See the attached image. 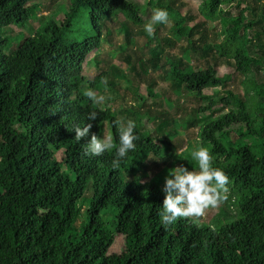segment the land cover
<instances>
[{"label": "trees", "instance_id": "16d2710c", "mask_svg": "<svg viewBox=\"0 0 264 264\" xmlns=\"http://www.w3.org/2000/svg\"><path fill=\"white\" fill-rule=\"evenodd\" d=\"M178 1L70 0L67 9H60V20L49 17L4 53L7 46H15L11 40L22 35L18 31L7 36V29H24L36 20L37 2L49 7L55 2L0 0V264H264V0H202L200 14L221 26L218 34L223 39L214 44L203 43L201 36L198 40L200 25L190 26V16L183 15ZM242 2L246 6L239 16L225 9ZM155 8L168 11L173 41L187 42L182 52L166 53L155 45L151 58L134 63L128 55L127 71L114 66L104 71L97 63L101 73L88 79L84 63L105 42V22L123 15L129 44L130 25L141 26ZM147 36L158 43V30ZM198 54L207 59L196 69L192 62ZM151 62L168 67L164 79L178 95L187 91L208 100V106L174 117L169 113L174 106L170 97H164L167 109L148 105L149 97H161L147 72ZM221 65L232 66L242 76L243 94L228 90L219 99L209 94L212 88H226L232 79L231 74L220 75ZM128 72L145 74L148 92L139 95L136 147L114 168V122L121 119L83 92L91 88L96 93L107 77L106 84L114 89L115 76ZM217 103L222 111L216 115ZM90 112L96 113L94 120L87 119ZM87 123L89 134L77 141L69 129ZM105 124L114 147L101 155H86L84 145L92 134L102 138ZM197 124L198 148H207L211 166L229 177L225 199L233 208L210 222L200 215L178 217L163 226L157 213L164 199V178L154 174L144 182L139 173L150 156L170 158L156 140L159 135L165 131L163 142L172 149L179 134L176 127ZM60 151L62 161L57 157ZM175 161L189 170L198 168L188 152ZM87 192L91 195L83 199ZM88 197L87 221L76 230L82 214L79 204L87 203Z\"/></svg>", "mask_w": 264, "mask_h": 264}, {"label": "rangeland", "instance_id": "374dc122", "mask_svg": "<svg viewBox=\"0 0 264 264\" xmlns=\"http://www.w3.org/2000/svg\"><path fill=\"white\" fill-rule=\"evenodd\" d=\"M137 1L143 4L146 0ZM54 2L55 3H52L50 7L47 5V3L42 4V2H37L36 10L33 13V18H35L37 12L38 16L36 20L32 22V19L30 24H28V26L24 29H20L19 27L7 29V36H14L18 31H22V35H18L14 41L11 40L12 44L14 43L15 46L10 48L7 46L3 52L10 53L12 48H15L18 43L23 41L25 35H33L35 31L42 24H44L46 20H48L49 17L60 20V17H58L61 13L60 9H67L70 4V0H54ZM201 2L202 0H180L176 3V5L180 8L183 15L190 16V18L187 20L190 26H195L197 24L200 25L198 29L201 32L198 34V40L200 39L199 36H201L206 39L203 43H218V41L223 39V37L218 34L221 30L220 23L213 20H206V18L200 14L199 6ZM245 6L246 3L244 2H242L240 6H237V3H233L228 5L225 9L233 16H239L240 10ZM64 12L65 11L62 10L63 14ZM150 17L151 15L149 17L144 16V23L141 26L130 25L131 32L133 33L131 42L129 44L126 42V33L124 32L123 28V22L125 21L123 15L120 14L117 18L108 19L104 26V33L107 34L105 42L98 51L88 54L87 60L84 63V71L88 79L92 80L96 78L102 70L109 72L111 68L113 69V66L119 68L122 72H125V70L127 71L128 66L126 59L128 55L134 58V63L140 58H151V48L155 45H159V51L164 50L166 53L180 54L182 52V47L187 46V42L185 40L180 42L173 41L175 37L172 29L173 23L171 21L166 24H154V31L158 30V43L156 41L151 42L149 40L147 33L144 31L143 25L149 21ZM77 27H80V24ZM198 43H202V41H199ZM203 43L201 45H203ZM205 59L207 58H203L198 54L192 63L197 69V66L202 65ZM97 63L100 64L102 70L99 68V66H97ZM167 69L168 67L163 65L155 66L154 63H149L147 72L149 76L152 75L156 81L152 87L155 92H159L161 94V97H149L147 99L148 105L155 103V106L153 107L158 109H167L164 97H170L174 101V106L173 109H169V113L174 117H179L181 115L184 117L191 114L195 109L208 106V100H201L196 96L189 94L187 91H183L181 95H178L171 88L170 82L164 79ZM219 73L221 76L225 74H231L232 79L228 82L226 88H212L209 94H211L215 99H219L223 95H226L228 90H233L235 93L243 94L244 87L241 83L242 76L237 74L232 66L221 65L219 67ZM261 76H264V71H262ZM145 77V74L143 76H138L130 74L129 72L125 77L115 76L116 87L114 89L108 87L106 84V82H109V77L103 79L101 87L96 90L95 93L97 97L103 98L102 100L97 101L98 105L102 108H112L118 113V116L122 122L132 120L134 123H137L141 112L140 104L142 100L139 95H146L148 92V84H144ZM214 109L216 115L219 114L222 111L221 104L217 103ZM200 121H198V124ZM198 124L194 127L188 126L186 128L178 125L176 128L179 130V134L173 139L172 149H167L169 143L163 142L166 136L165 131L164 134L162 133L159 135V137H157V142L163 147L164 153H168L170 155V158L165 160L150 156L146 160L147 167H143L139 173L144 182L153 180L154 174L164 178L168 174V170H170L172 167L180 165L177 161H175L179 155L181 156L184 152L191 154L195 148L198 149L200 142ZM108 135H111L112 137L110 127L108 124H105L103 136ZM57 157L59 161L64 159V155L61 151L57 153ZM185 167L188 168V166ZM227 194H229L228 189L224 195ZM90 195L91 194L87 192L83 199ZM90 201L91 197H88L87 203H83V201H81V204H79V207L80 205L82 207V214L75 223L74 229L81 230L83 225L86 223L88 213L85 210H88ZM232 208L233 205L227 204L226 199H224L216 206H210L206 208L202 214L204 218L203 220L205 222H210V219H212L216 214L223 211L232 210ZM106 213H108V211L103 212L104 217ZM107 219H109V217H107ZM107 224L109 223L107 222Z\"/></svg>", "mask_w": 264, "mask_h": 264}, {"label": "clouds", "instance_id": "9594fccd", "mask_svg": "<svg viewBox=\"0 0 264 264\" xmlns=\"http://www.w3.org/2000/svg\"><path fill=\"white\" fill-rule=\"evenodd\" d=\"M168 22V11L163 8H155L143 28L148 35H152L155 23L166 24ZM83 95L94 103L103 99L97 97L91 88L86 89ZM95 118V112L88 114V120ZM114 123L117 125L118 136L115 158L112 160V167L115 168L120 165L129 151L136 147L134 141L137 137L134 133V121L121 122L117 120ZM90 128L91 124L87 123L83 127L74 126L69 131H74L75 139L80 141L82 137L89 134ZM113 147L111 135L101 138L92 134L84 145V152L86 155H101ZM191 157L196 161L197 169L189 170L184 165H179L168 170V174L164 177L161 189L164 199L157 213L163 226L173 223L178 217H198L203 214L206 208L216 206L225 199L224 193L227 192L226 185L229 182V177L223 169L211 166L212 156L209 150L201 146L191 152Z\"/></svg>", "mask_w": 264, "mask_h": 264}]
</instances>
